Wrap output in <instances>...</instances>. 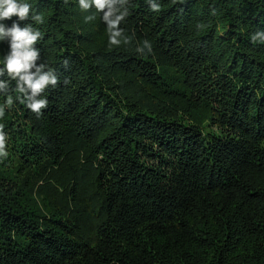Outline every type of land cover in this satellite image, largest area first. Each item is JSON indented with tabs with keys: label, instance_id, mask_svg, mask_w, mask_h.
Returning <instances> with one entry per match:
<instances>
[{
	"label": "trees",
	"instance_id": "16d2710c",
	"mask_svg": "<svg viewBox=\"0 0 264 264\" xmlns=\"http://www.w3.org/2000/svg\"><path fill=\"white\" fill-rule=\"evenodd\" d=\"M23 2L59 83L39 118L0 93V264H264V0H128L118 46Z\"/></svg>",
	"mask_w": 264,
	"mask_h": 264
},
{
	"label": "clouds",
	"instance_id": "9594fccd",
	"mask_svg": "<svg viewBox=\"0 0 264 264\" xmlns=\"http://www.w3.org/2000/svg\"><path fill=\"white\" fill-rule=\"evenodd\" d=\"M65 4L67 0H64ZM149 8L153 12L160 10V4L155 0H148ZM128 0H79V7L82 11H89L92 8L101 13V19L105 23L109 32V44L118 46L121 41L118 37L123 35L124 30L121 23L129 15ZM16 17L11 26H7L3 21ZM31 17L36 23H43L39 14H32V6L23 0H0V41L8 43L9 50L3 58V66L0 67V77L7 76V79H0V93L7 94L9 86L15 83V91L21 94L18 99L39 118L49 105L47 98L43 97L49 88H55L59 83L56 72L45 63L40 62V49L36 47L38 41L43 39L42 32L33 27L32 24L20 26L18 21H25ZM95 19L94 15L85 17V21ZM254 33L252 42H257ZM127 42V41H125ZM260 42L264 43V40ZM148 53L152 52L151 43L147 40L143 42ZM138 52L142 48H137ZM66 63V62H65ZM14 104L13 97L7 96L3 106H0V117L5 114V109L11 108ZM7 133L0 125V157L6 158Z\"/></svg>",
	"mask_w": 264,
	"mask_h": 264
}]
</instances>
